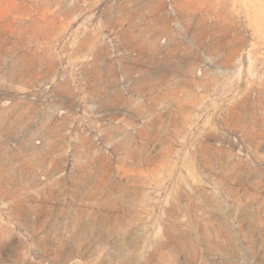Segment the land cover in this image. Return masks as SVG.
Returning <instances> with one entry per match:
<instances>
[{"label": "rangeland", "instance_id": "obj_1", "mask_svg": "<svg viewBox=\"0 0 264 264\" xmlns=\"http://www.w3.org/2000/svg\"><path fill=\"white\" fill-rule=\"evenodd\" d=\"M0 264H264V0H0Z\"/></svg>", "mask_w": 264, "mask_h": 264}]
</instances>
